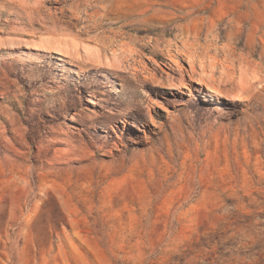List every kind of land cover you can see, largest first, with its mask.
Returning <instances> with one entry per match:
<instances>
[{"label":"rangeland","instance_id":"374dc122","mask_svg":"<svg viewBox=\"0 0 264 264\" xmlns=\"http://www.w3.org/2000/svg\"><path fill=\"white\" fill-rule=\"evenodd\" d=\"M0 264H264V0H0Z\"/></svg>","mask_w":264,"mask_h":264},{"label":"bare ground","instance_id":"6f19581e","mask_svg":"<svg viewBox=\"0 0 264 264\" xmlns=\"http://www.w3.org/2000/svg\"><path fill=\"white\" fill-rule=\"evenodd\" d=\"M135 54H137V53H136L134 47L132 46V44H130L128 42H122V43L119 42L118 45L116 46V48L114 50L112 49V55L115 56V57H119L120 56V57H128L129 58V57H132ZM196 54H195V51H191L190 54L188 56H186L187 63H188L189 68H190V75H189L190 78H192V75L194 74V72L197 71L199 73V76H200V78L198 80V82H200L199 84H203L206 89H211L212 92H214V93L216 92V94L221 93V87L224 84H230L232 81H234L232 79H235V77L233 76L232 67L230 66V64H231L230 62H229L230 64L228 63V61L227 62L226 61L223 62V60H222V62H219V60H215L216 58L213 59V58H210V57H203L205 59L200 60L201 57L198 58L196 56ZM219 54H220V52H219ZM204 55L206 56V54H204ZM213 55H215V54H213ZM213 55H212V57H213ZM209 56H211V55H209ZM133 58H131V59H133ZM229 59H231V58H229ZM150 61H153V60L150 59ZM139 63L141 64L142 69L149 70L148 65L145 64V62L139 61ZM152 63L156 64V62H152ZM171 63H172V65L174 67H176V69H178V70L182 69L181 66L179 65V62L177 60L171 59ZM137 64H138V62H137ZM196 67L198 68V70H196ZM153 78H155V77L153 76ZM218 96H219V94H218Z\"/></svg>","mask_w":264,"mask_h":264}]
</instances>
